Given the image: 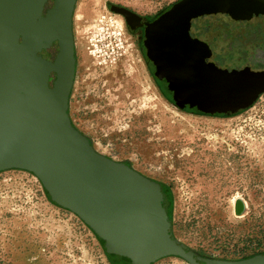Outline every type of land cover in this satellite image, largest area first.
Segmentation results:
<instances>
[{"label":"rangeland","instance_id":"374dc122","mask_svg":"<svg viewBox=\"0 0 264 264\" xmlns=\"http://www.w3.org/2000/svg\"><path fill=\"white\" fill-rule=\"evenodd\" d=\"M178 1L78 0L70 117L98 151L166 187L177 238L207 256L245 258L264 252V93L223 116L181 109L171 99L194 108L158 82L138 36L111 8L154 16ZM190 29L210 42L220 67L264 68V15H206ZM47 50L52 63L58 47ZM237 199L246 203L240 216ZM54 202L32 172L0 171V264H121L78 215ZM151 264L189 263L166 256Z\"/></svg>","mask_w":264,"mask_h":264},{"label":"water","instance_id":"95a60500","mask_svg":"<svg viewBox=\"0 0 264 264\" xmlns=\"http://www.w3.org/2000/svg\"><path fill=\"white\" fill-rule=\"evenodd\" d=\"M0 0V171L35 174L57 204L78 215L110 253L133 264L177 256L189 264H264V252L241 259L204 255L174 234L169 198L155 179L98 151L72 122L78 0ZM126 23L133 10L113 4ZM264 15V0H180L146 32L156 74L192 108L208 114L244 109L264 93V68L220 67L209 43L193 37L194 19ZM57 42L52 63L42 51ZM55 78L51 81V74ZM181 109L186 108L180 106Z\"/></svg>","mask_w":264,"mask_h":264},{"label":"flooded vegetation","instance_id":"af4514ba","mask_svg":"<svg viewBox=\"0 0 264 264\" xmlns=\"http://www.w3.org/2000/svg\"><path fill=\"white\" fill-rule=\"evenodd\" d=\"M48 3L46 5V9L49 8L48 7ZM165 11H162V12H160L157 15H154V16L140 15V14L137 13L138 16H131L130 17V23H128L127 25L138 36L139 43H140L143 51L145 52V54L147 56V61H148L149 65L151 66V68H154L155 69V75L157 77L158 82L161 85H163V86L169 87V83L166 81V79L163 78V77H159L156 74V66H155V64H154V62H153V60L151 58V55L148 52V48L146 46V32H147L148 26L151 23H153ZM190 32H191V35L193 37L200 38L199 36L195 35L194 33L192 34V30L191 29H190ZM200 39H202V38H200ZM202 40L206 41L210 45V42L208 40H205V39H202ZM51 46L52 47H54V46H57L58 47V44H57V42H55ZM210 48H211V45H210ZM47 49H45V50L42 51L43 58L45 59V57H46L48 59H51L52 58V55H53L52 50H47ZM211 50H212V48H211ZM212 54H213V50H212ZM210 60H211V58H210ZM54 78H55V73L53 72L51 74V81H53ZM177 103L180 104L179 102H177ZM216 115L223 116V115H227V114H216ZM163 187H164V190L166 192V187L165 186H163ZM118 260L120 261L121 264H127L128 262H130L129 260H127L126 258L121 257V256L119 257Z\"/></svg>","mask_w":264,"mask_h":264},{"label":"bare ground","instance_id":"6f19581e","mask_svg":"<svg viewBox=\"0 0 264 264\" xmlns=\"http://www.w3.org/2000/svg\"><path fill=\"white\" fill-rule=\"evenodd\" d=\"M119 20L122 22L123 18L121 16H119ZM245 210H246V203L242 199L235 200V203L233 206L234 215L240 216L244 213Z\"/></svg>","mask_w":264,"mask_h":264},{"label":"trees","instance_id":"16d2710c","mask_svg":"<svg viewBox=\"0 0 264 264\" xmlns=\"http://www.w3.org/2000/svg\"><path fill=\"white\" fill-rule=\"evenodd\" d=\"M260 67H263V66H260ZM257 69H259V68H257ZM261 69H263V68H261ZM164 92V91H163ZM165 94V93H164ZM171 99V98H170ZM171 101L173 102V103H175V105H177V106H179L173 99H171ZM187 111H190V112H193V113H195V108L193 109V110H189V109H186ZM47 192V191H46ZM47 194H48V192H47ZM48 197H49V199L52 201V202H54L53 200H52V198L50 197V195L48 194ZM55 203V202H54ZM169 215H170V211H169ZM170 218L172 219V217H171V215H170ZM100 238V237H99ZM100 240L102 241L103 239H101L100 238ZM104 241V240H103ZM125 258V257H124ZM127 259V258H126ZM127 260H129V259H127ZM130 261V260H129ZM131 262V261H130Z\"/></svg>","mask_w":264,"mask_h":264}]
</instances>
